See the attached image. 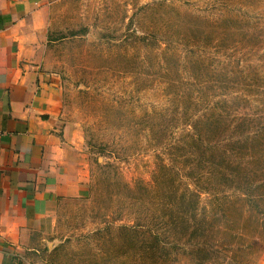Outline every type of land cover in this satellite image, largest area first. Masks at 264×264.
I'll return each mask as SVG.
<instances>
[{
    "label": "rangeland",
    "instance_id": "1",
    "mask_svg": "<svg viewBox=\"0 0 264 264\" xmlns=\"http://www.w3.org/2000/svg\"><path fill=\"white\" fill-rule=\"evenodd\" d=\"M42 8L43 68L81 140L83 175L50 228L3 264H264V0ZM223 63L233 72L216 94L257 115L242 145L218 133L202 165L187 137L199 106L183 125L179 101L185 89L205 94L199 81Z\"/></svg>",
    "mask_w": 264,
    "mask_h": 264
},
{
    "label": "crops",
    "instance_id": "2",
    "mask_svg": "<svg viewBox=\"0 0 264 264\" xmlns=\"http://www.w3.org/2000/svg\"><path fill=\"white\" fill-rule=\"evenodd\" d=\"M44 1L0 0V264L50 228L83 175L81 140L43 68Z\"/></svg>",
    "mask_w": 264,
    "mask_h": 264
},
{
    "label": "trees",
    "instance_id": "3",
    "mask_svg": "<svg viewBox=\"0 0 264 264\" xmlns=\"http://www.w3.org/2000/svg\"><path fill=\"white\" fill-rule=\"evenodd\" d=\"M218 65H221V67H214L213 70L216 80L212 78L207 81H199L196 94L198 92H205V94L193 96L192 89H185L179 101L182 110L179 117L182 118L181 124L183 125H186L187 122H193L190 112L193 105L199 106L197 110L199 115H196L195 122L191 124L192 131H187V137L194 142L197 149L196 154L193 152V158L202 165H208V155L212 152L213 147H216L212 144L219 143L216 140L218 133L225 138V141L222 142L234 140L235 145H242L244 140L240 138L242 132H244V126L246 124L252 126L253 118H256L257 115L246 113L247 107L240 103L238 98L232 99L227 93L216 94V90L224 92L223 90L229 87V78L233 72L228 69L225 63ZM187 72L192 74L189 68ZM220 76L223 77L222 80H219ZM204 89H207V91H203ZM215 98L220 99L215 100ZM235 131L241 134L233 137L232 133ZM225 157V153L218 156L220 163H223Z\"/></svg>",
    "mask_w": 264,
    "mask_h": 264
}]
</instances>
